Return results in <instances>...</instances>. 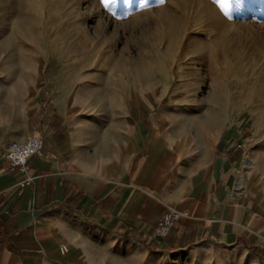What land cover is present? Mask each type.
Wrapping results in <instances>:
<instances>
[{
    "label": "crops",
    "instance_id": "0c3cea01",
    "mask_svg": "<svg viewBox=\"0 0 264 264\" xmlns=\"http://www.w3.org/2000/svg\"><path fill=\"white\" fill-rule=\"evenodd\" d=\"M82 107L61 85L32 96L0 78V264H220L230 250L264 264V181L228 198L240 156L232 131L181 157L165 121ZM30 133L43 150L19 187L2 150ZM167 209L181 217L159 237Z\"/></svg>",
    "mask_w": 264,
    "mask_h": 264
},
{
    "label": "rangeland",
    "instance_id": "374dc122",
    "mask_svg": "<svg viewBox=\"0 0 264 264\" xmlns=\"http://www.w3.org/2000/svg\"><path fill=\"white\" fill-rule=\"evenodd\" d=\"M6 72L32 96L61 85L85 111L165 121L181 157L232 131L241 193L264 181V0H0Z\"/></svg>",
    "mask_w": 264,
    "mask_h": 264
},
{
    "label": "built area",
    "instance_id": "2783aa9c",
    "mask_svg": "<svg viewBox=\"0 0 264 264\" xmlns=\"http://www.w3.org/2000/svg\"><path fill=\"white\" fill-rule=\"evenodd\" d=\"M43 150V139L36 134H27L21 141H10L2 150V156L7 162L8 170L18 175L15 186H25L32 182L33 175L28 170V160L31 156L41 154ZM240 190L236 184L228 194L230 201H235L240 196ZM181 213L177 209H167L156 222L154 232L157 236H165L172 226L180 220ZM61 244L60 249L65 250Z\"/></svg>",
    "mask_w": 264,
    "mask_h": 264
},
{
    "label": "bare ground",
    "instance_id": "6f19581e",
    "mask_svg": "<svg viewBox=\"0 0 264 264\" xmlns=\"http://www.w3.org/2000/svg\"><path fill=\"white\" fill-rule=\"evenodd\" d=\"M255 159L253 156H246L243 163H244V168H247V169H250L251 167H253L255 165ZM236 186H237V189L243 191L244 189V185H245V180L243 179L242 175L241 174H238L237 176V180H236Z\"/></svg>",
    "mask_w": 264,
    "mask_h": 264
}]
</instances>
